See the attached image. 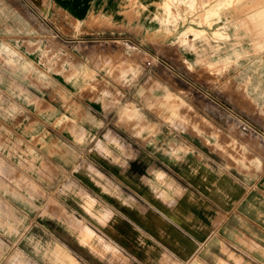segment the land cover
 I'll return each instance as SVG.
<instances>
[{
	"label": "rangeland",
	"instance_id": "rangeland-1",
	"mask_svg": "<svg viewBox=\"0 0 264 264\" xmlns=\"http://www.w3.org/2000/svg\"><path fill=\"white\" fill-rule=\"evenodd\" d=\"M135 1L125 14L144 20L140 27L110 12L81 25L47 9V0H0L2 264H48L43 253L53 243L74 264H129L97 234L81 241L65 216L89 226L80 191L93 198L84 180L103 179L96 163L108 160L145 162L149 176L165 172L155 189L163 197L180 192L169 177L175 168L198 162L264 214V34L251 33L245 13L230 31L220 16L206 20L219 0H181L168 24L136 13ZM239 1L228 0L220 15ZM118 16L131 31L108 25ZM89 117L101 125L97 133ZM237 243L262 251L246 237ZM222 250L212 254L241 264ZM191 261L164 255L155 264Z\"/></svg>",
	"mask_w": 264,
	"mask_h": 264
},
{
	"label": "crops",
	"instance_id": "crops-1",
	"mask_svg": "<svg viewBox=\"0 0 264 264\" xmlns=\"http://www.w3.org/2000/svg\"><path fill=\"white\" fill-rule=\"evenodd\" d=\"M227 1L219 0L203 16L215 8L218 11L216 16L224 20L225 27L230 31V22L245 13L256 25L250 30L251 33L264 34V6L257 8L259 4H264V0H240L220 15ZM123 3L124 0H47V9L61 10L74 22L81 20V25L89 20L96 21L100 12H110L137 22L140 27L144 20L136 15L120 13ZM121 19L118 16L113 24L108 25L131 31ZM23 97L29 99L28 94H23ZM43 116L50 121L57 116V111L46 110ZM92 118L89 117L91 125L87 128L91 127V133H97L101 125H97V119ZM104 139L112 142L108 135ZM97 148H103L102 140ZM55 160L60 161L59 158ZM146 166L145 162L139 160L96 163L103 179L94 177L89 181L84 180L89 184L88 190L93 198L80 191L83 196L79 205L91 213L89 226L83 220L65 215L68 226L80 229L81 241H89L97 234L116 248L129 264H155L164 255L185 263L196 254L189 264H227L218 254H212L215 249L223 253V246L232 250L235 260L240 258L241 264H264V227L259 224L264 214H259L258 208L250 201L242 202V195L236 194L235 183L225 179L221 181L220 177H215L198 162L187 161L186 165L175 168L174 174L169 176L180 192L170 195L173 191L168 189L165 193L169 196L163 193L164 197L162 194L160 197L155 189L166 174L154 169L149 176ZM84 181L82 185L87 188ZM241 237L249 238L262 251H243L244 247L237 243V238ZM104 247L108 249L110 246L104 244ZM208 254H212L213 262ZM43 255L48 264H74L73 258L55 243L50 244Z\"/></svg>",
	"mask_w": 264,
	"mask_h": 264
},
{
	"label": "bare ground",
	"instance_id": "bare-ground-1",
	"mask_svg": "<svg viewBox=\"0 0 264 264\" xmlns=\"http://www.w3.org/2000/svg\"><path fill=\"white\" fill-rule=\"evenodd\" d=\"M130 2L131 0H124L122 9L120 10L121 14H125L129 11L128 8ZM135 2V6L138 7L136 13L141 12V9L139 8H142L143 11L145 9L147 10L146 12L152 14L151 16L155 17L156 19H159L163 23H176L177 20H173V17L176 18L181 15L180 11L176 8V4H180L181 0H136ZM216 15H218V11L214 8L208 11L203 17L208 20L212 17H215ZM185 40H187V38Z\"/></svg>",
	"mask_w": 264,
	"mask_h": 264
}]
</instances>
